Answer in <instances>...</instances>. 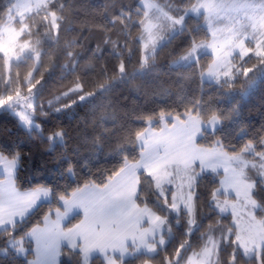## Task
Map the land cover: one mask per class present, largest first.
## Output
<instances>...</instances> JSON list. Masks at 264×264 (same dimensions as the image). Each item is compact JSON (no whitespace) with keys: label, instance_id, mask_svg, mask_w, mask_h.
I'll return each instance as SVG.
<instances>
[{"label":"snow or ice","instance_id":"obj_1","mask_svg":"<svg viewBox=\"0 0 264 264\" xmlns=\"http://www.w3.org/2000/svg\"><path fill=\"white\" fill-rule=\"evenodd\" d=\"M52 0H17L7 9L0 21V67L3 80L14 85L6 95H0V108L19 105L17 113L22 122L31 124L30 113L35 111L31 94L39 80L33 77L31 67L24 78L22 90L20 74L14 61L31 53L36 61L41 58L40 39L35 30L46 22L47 30L59 34L61 22L66 19L50 10ZM165 11L156 0H145L142 14L137 17L141 35V64L155 58L157 48L171 30L184 27L190 14L199 16L208 31L204 39L193 36L185 58L196 55L202 48L211 49L213 55L202 64L198 55L197 74L222 81L234 87L237 76L247 78L257 64H264V0H187V6ZM32 13V15H28ZM182 13V14H181ZM39 16V21L35 18ZM119 19V18H116ZM125 24L127 23L126 20ZM35 22V27H34ZM110 39L106 40L109 41ZM247 41V43H246ZM114 46L117 42L112 41ZM128 48V41L124 42ZM246 57H254L252 66H244ZM125 71L123 62L119 72ZM76 89H83L77 83ZM65 92L63 95H67ZM199 101L183 112L161 110L145 120L147 127L135 131L128 139L137 147V154L123 155L122 163L108 174L102 183L93 179L83 185L60 193L63 207L49 206L43 217L27 232L15 235L17 220L34 208L41 197H46V186L21 192L16 187L15 167L18 156L9 158L0 154V164L7 169L0 180V229L4 231L5 247L0 249L10 259L23 257L25 264H61V257L80 254L83 264H90L94 252H99L104 264H123L116 253L123 256L145 246L149 250L164 242L165 216L157 214L147 203H138L140 185L149 177L160 197L171 209L183 208L188 214V233L197 224V187L203 173H218V187L210 192L211 205L220 213L231 217L230 224L219 220L209 230L219 229V235H208L198 252L186 258V264H225L220 259L222 246H227V264H264V201H257L256 193L264 188V135L258 142L246 140L239 147L226 145L219 138L201 143L197 137L205 125L215 127L219 116L203 114ZM158 121V123H157ZM62 135V132L59 133ZM255 169L260 180L250 173ZM79 207L83 215L68 226L64 219L69 211ZM147 221V225H145ZM188 241L179 248H187ZM31 255L32 259H27ZM175 259L165 257L166 264H182L185 259L179 249Z\"/></svg>","mask_w":264,"mask_h":264},{"label":"trees","instance_id":"obj_2","mask_svg":"<svg viewBox=\"0 0 264 264\" xmlns=\"http://www.w3.org/2000/svg\"><path fill=\"white\" fill-rule=\"evenodd\" d=\"M142 2L52 0L50 10L66 18L61 22L59 34L47 30L46 22H41L35 30V37L41 41L38 65L33 55L14 61L24 91L27 89L24 78L35 67L33 83L37 79L39 83L31 95L35 98L34 114L39 125L25 127L12 112L14 105L0 108V154L9 158L18 156L15 182L19 189L46 186L52 193L50 201L40 203L17 222L15 235L30 230L49 206L62 207L60 193L69 192L89 179L102 183L121 165L124 154L136 155L138 146L129 143L128 138L147 127V117L161 110L183 112L199 101L203 114L218 115L219 126L204 129L198 139L201 143L219 138L226 145L239 147L246 140L258 142L264 135V64H257L247 78L237 76L234 87L222 81L201 79L197 74V60L187 65L173 64L191 47L193 36L204 39L208 31L203 15H190L185 26L157 49L155 58L142 65L137 21L144 8ZM14 3L15 0H0V21L6 18L7 9ZM156 3L172 9L173 14L177 6H187V0H156ZM39 19L37 16L35 22ZM211 56L210 53L200 55L201 63ZM121 62L125 65L123 73L119 72ZM255 62L254 57H246L242 64L250 67ZM3 72L0 67V95L8 94L14 87L3 80ZM77 83L83 85L82 90L75 88ZM65 92L68 94L63 95ZM217 179L218 173L202 174L197 187L198 223L188 233L187 211L169 208L150 178L145 177L138 202L147 203L167 218L163 232L167 242L154 254L141 252L119 258L123 264L146 261L166 264L165 257L176 258L173 256L176 249L185 258L182 261L185 264L186 258L203 246L205 234L218 237L219 229L210 231L209 225L217 220L230 224L231 217L211 205L210 192L218 187ZM259 180L260 177L257 183ZM255 197L258 202L264 201V188ZM80 217V213L75 214L65 225L75 223ZM4 231L0 229V249L5 247ZM184 240L189 246L180 249ZM222 248L220 259L227 264L230 250L227 246ZM0 264H25V260L23 257L10 259L0 251ZM61 264L83 262L80 254L73 253L70 257L62 256ZM90 264H104L103 257L94 256ZM240 264H246L242 255Z\"/></svg>","mask_w":264,"mask_h":264},{"label":"crops","instance_id":"obj_3","mask_svg":"<svg viewBox=\"0 0 264 264\" xmlns=\"http://www.w3.org/2000/svg\"><path fill=\"white\" fill-rule=\"evenodd\" d=\"M143 2H145V0H143ZM190 15H192V14H190ZM177 30V29H176ZM177 33V32H176ZM175 34V33H174ZM161 46V45H160ZM159 48V47H158ZM201 50H203V49H200L199 51H198V53L196 54V55H202V54H205V52L204 51H201ZM178 63V62H177ZM175 64V65H183V64H181V63H178V64ZM203 79H205V80H207V81H211V80H213V81H215V79H212V78H210V77H203ZM219 124H220V120L218 119L217 121H216V123H215V127H211L210 125H205L204 126V128H203V130L204 129H207V130H213V129H215V128H217L218 126H219ZM203 132V131H202ZM202 132L198 135V137H197V140L200 138V136H201V134H202ZM17 167H18V161H17V163H16V167H15V175H16V170H17ZM250 173L253 175V177L257 180L258 178H259V175H257L256 174V170L255 169H252V170H250ZM6 174H7V169L2 165V164H0V180H3L5 177H6ZM17 187V186H16ZM18 188V187H17ZM33 189H35V188H30V189H24V190H22V189H19L18 188V190L19 191H21V192H24V191H30V190H33ZM50 190V189H49ZM256 198V197H255ZM52 199V193H51V190L49 191V193H48V195L46 196V197H41V199L40 200H38L37 201V203H36V205L34 206V208L25 216V217H27L40 203H42V202H48V201H50ZM258 201V200H257ZM138 202V201H137ZM139 203V202H138ZM142 206H143V204H141ZM62 207H63V202H62ZM150 207V206H149ZM152 208V207H151ZM181 209H183V208H180V209H176L175 211L176 212H179ZM154 210V209H153ZM174 210V209H173ZM155 211V210H154ZM157 212V211H156ZM77 213H80L81 214V217H82V215H83V212H82V209H80L79 207H75V208H73L71 211H69L68 213H67V215H66V217H65V219H64V223L66 224V222L71 218V217H73L75 214H77ZM157 214H159V215H161L160 213H158L157 212ZM163 216V215H162ZM24 217V218H25ZM80 217V218H81ZM79 218V219H80ZM18 221H20V220H17V222ZM78 221V220H77ZM76 221V222H77ZM145 225H147V221H145ZM166 226L167 225H165L164 226V229L166 228ZM164 229H163V232H164ZM163 235H164V233H163ZM159 236H160V233L158 232L157 233V247L155 248V249H153V250H149V249H147L145 246H141L139 249H136V250H133V251H130V252H128L127 254H124L123 256L121 255V253H116V256H117V258L119 259V258H122V259H125V258H128V257H131V256H133L134 254H136V253H141V252H144V253H148V254H154L155 252H157V250H158V248L160 247V246H163V245H165L166 244V242H167V237L164 235V242L163 243H159ZM94 256H100V253L99 252H94L93 253V257ZM92 257V258H93ZM102 257V256H101ZM143 264H156V263H154V262H151V261H146V262H144Z\"/></svg>","mask_w":264,"mask_h":264},{"label":"rangeland","instance_id":"obj_4","mask_svg":"<svg viewBox=\"0 0 264 264\" xmlns=\"http://www.w3.org/2000/svg\"><path fill=\"white\" fill-rule=\"evenodd\" d=\"M17 2V0H15V3ZM20 2L21 3H24V2H28V0H20ZM144 3L145 2H142V4H143V6H144ZM193 3H195V0L193 1ZM161 6V5H160ZM165 11H168L165 7H163V6H161ZM30 14V13H29ZM28 14V15H29ZM170 14H172V15H175V14H173V13H170ZM182 14V13H181ZM192 15H195V16H197L196 14H192ZM203 15V13H201L199 16H202ZM186 19H187V17H186ZM186 21V20H185ZM204 23H205V25L207 26V24H206V22L204 21ZM177 29V30H176ZM180 29H182V27L181 26H178L177 28H175V29H173V30H171L170 32H169V34H168V37L163 41V42H161V44L160 45H162L163 43H165L168 39H170V37L172 36V35H174V33H176V32H178ZM140 35H141V31H139V34H138V37H140ZM246 43H247V41H246ZM160 45L158 46V47H160ZM158 49V48H157ZM203 50H201V51H204L205 53H210L211 55H213V53H212V51H211V49H204V48H202ZM186 52V51H185ZM185 52H183L181 55H179L174 61H173V64H176L177 62L178 63H181V64H183V65H187V64H190V63H192L193 61H195V60H197L196 59V55H190V56H187L186 58H185ZM27 55H32L31 53H27V54H25L24 56H22L19 60H22V59H24L25 58V56H27ZM199 57H200V55H199ZM38 62L39 61H36V65H38ZM177 63V64H178ZM212 79H214V78H212ZM211 81H213V80H211ZM215 82H217V80H215ZM31 102H32V104H34L35 103V98H34V96L33 95H31ZM19 111H21V107L19 106V105H14L13 107H12V112L20 119V117L17 115V113L19 112ZM30 115H31V124L30 125H27V124H25L24 122H22V120L20 119V121H21V123L25 126V127H27V128H29V129H31L32 127H34L35 125H39V123H38V120L36 119V117H35V114H34V112H32V113H30ZM196 219H197V217H196ZM198 223V222H197ZM197 225V224H196ZM195 225V226H196ZM195 226H193L192 227V229L195 227ZM190 256H192V254L190 255ZM189 256V257H190ZM186 264V263H185Z\"/></svg>","mask_w":264,"mask_h":264}]
</instances>
